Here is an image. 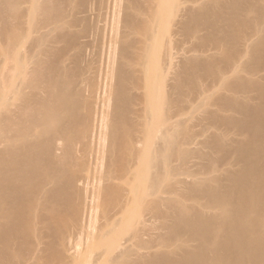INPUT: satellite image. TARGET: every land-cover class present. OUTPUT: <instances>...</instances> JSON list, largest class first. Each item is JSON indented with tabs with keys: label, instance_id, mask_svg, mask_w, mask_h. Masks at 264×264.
I'll use <instances>...</instances> for the list:
<instances>
[{
	"label": "bare ground",
	"instance_id": "bare-ground-1",
	"mask_svg": "<svg viewBox=\"0 0 264 264\" xmlns=\"http://www.w3.org/2000/svg\"><path fill=\"white\" fill-rule=\"evenodd\" d=\"M0 264H264V0H0Z\"/></svg>",
	"mask_w": 264,
	"mask_h": 264
},
{
	"label": "rangeland",
	"instance_id": "rangeland-1",
	"mask_svg": "<svg viewBox=\"0 0 264 264\" xmlns=\"http://www.w3.org/2000/svg\"><path fill=\"white\" fill-rule=\"evenodd\" d=\"M201 138H202V135H201ZM201 138H199V140H200ZM197 139H198V136H197ZM196 141H197V140H196ZM192 145H193V144H192ZM194 145H195V144H194ZM194 145H193V146H194ZM193 146H190V147H193ZM194 159H195V158H194ZM192 160H193V157H192V159L189 160V162L192 161ZM194 161H196V160H193L192 163H193ZM190 163H191V162H190ZM190 163H189V164H190ZM192 163H191V164H192Z\"/></svg>",
	"mask_w": 264,
	"mask_h": 264
}]
</instances>
